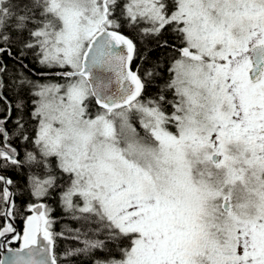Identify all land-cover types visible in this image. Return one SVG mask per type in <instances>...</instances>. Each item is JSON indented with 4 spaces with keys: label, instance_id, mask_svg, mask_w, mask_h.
<instances>
[{
    "label": "snow or ice",
    "instance_id": "snow-or-ice-1",
    "mask_svg": "<svg viewBox=\"0 0 264 264\" xmlns=\"http://www.w3.org/2000/svg\"><path fill=\"white\" fill-rule=\"evenodd\" d=\"M0 104V213L9 170L37 202L8 264H58L56 195L63 264H264V0H0Z\"/></svg>",
    "mask_w": 264,
    "mask_h": 264
},
{
    "label": "trees",
    "instance_id": "trees-1",
    "mask_svg": "<svg viewBox=\"0 0 264 264\" xmlns=\"http://www.w3.org/2000/svg\"><path fill=\"white\" fill-rule=\"evenodd\" d=\"M122 32L127 37L134 40V42L137 43L139 51L142 53L146 42H142L141 38L138 34V32L133 31L131 29H122ZM170 33H165V36H170ZM151 47L154 49L153 53H151L154 57L155 56H161L162 61L164 60V57L161 55L159 50H155V44L152 43ZM7 59V58H6ZM29 68L32 71L33 78L39 81L40 83H62L64 82L63 79H61L58 76H54L51 74L48 75H41V73L50 72L54 70H46L42 68L35 60H33L31 57L29 58ZM135 64L139 63V60H135ZM9 67H13L11 64V61L9 60ZM161 71L163 73V79L159 80V84H163L164 80H166L169 76V73L167 72V63L162 64ZM157 91V87L154 85L152 88L149 89V94H154ZM11 96V94H9ZM169 99L172 98V94L168 93ZM3 105L0 104V110L3 109ZM169 110H171L169 108ZM97 111H102V109H99L97 105H95V102L93 100L92 102V108L91 112L92 114H95ZM0 114H2V111H0ZM170 130L175 131L174 128L171 126ZM4 175L9 176L11 179H13L16 182V185L18 187L13 188V191L15 192V195L13 196V202L18 209L16 214L14 216H9V218L13 221V223L16 225L18 230V236L20 237L22 232L24 231V227L26 225V217L30 215L31 213L27 211V205L29 203H37L36 201H33V199L26 194L27 188H26V180L28 177L27 170L24 171H12L9 170ZM58 195L52 197L51 199L43 201L47 206L54 208L56 211L52 213V215L56 218V223L53 225L52 231L56 234L54 236V248L53 253L56 256L58 260V264H63V261L65 259L64 253L66 250H71L77 247H82L83 245L74 239V237L77 235V233L74 231V229L81 227V222L77 221L72 218L71 214L65 213L63 209L58 204ZM0 208H3V204L0 203ZM11 225L7 219L3 216V213H0V230H3V228ZM91 235V234H89ZM12 247H18L21 248L18 245V242H11L10 244ZM74 259V264H88V257L85 255L77 256ZM0 260H1V252H0Z\"/></svg>",
    "mask_w": 264,
    "mask_h": 264
},
{
    "label": "water",
    "instance_id": "water-1",
    "mask_svg": "<svg viewBox=\"0 0 264 264\" xmlns=\"http://www.w3.org/2000/svg\"><path fill=\"white\" fill-rule=\"evenodd\" d=\"M121 49H117V51H120ZM108 75H112L111 73H108ZM7 221L11 224V226L14 228V232H11L10 234L0 237V252H1V260L5 262V264H8V262L15 256V253L20 248H7L8 242H11L13 238H15L18 235V230L16 225L13 223V221L8 217ZM37 243L41 247H48L47 242L43 239L42 233L37 236ZM54 245L51 248V251L53 253ZM11 249V251H9ZM54 254V253H53Z\"/></svg>",
    "mask_w": 264,
    "mask_h": 264
},
{
    "label": "rangeland",
    "instance_id": "rangeland-1",
    "mask_svg": "<svg viewBox=\"0 0 264 264\" xmlns=\"http://www.w3.org/2000/svg\"><path fill=\"white\" fill-rule=\"evenodd\" d=\"M64 82H62V83H60V84H63ZM96 114V113H95ZM95 114H93V115H95ZM30 215H35V213L34 212H31V214ZM26 227H27V221H26V225H25V227H24V231H25V229H26ZM24 231L22 232V234H21V236L19 237L18 235L15 237V238H13L12 240H11V242H18V245L20 246V247H22V245H23V233H24ZM8 234H10V233H7L6 235H8ZM5 235V236H6ZM11 242H8V244H7V248H10V244H11ZM15 247V246H14Z\"/></svg>",
    "mask_w": 264,
    "mask_h": 264
},
{
    "label": "flooded vegetation",
    "instance_id": "flooded-vegetation-1",
    "mask_svg": "<svg viewBox=\"0 0 264 264\" xmlns=\"http://www.w3.org/2000/svg\"><path fill=\"white\" fill-rule=\"evenodd\" d=\"M10 248H14V247L10 246Z\"/></svg>",
    "mask_w": 264,
    "mask_h": 264
}]
</instances>
